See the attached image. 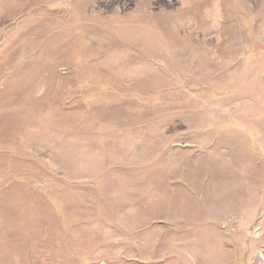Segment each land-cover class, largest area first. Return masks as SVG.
I'll return each instance as SVG.
<instances>
[{"label": "rangeland", "instance_id": "rangeland-1", "mask_svg": "<svg viewBox=\"0 0 264 264\" xmlns=\"http://www.w3.org/2000/svg\"><path fill=\"white\" fill-rule=\"evenodd\" d=\"M259 237L264 0H0V264H247Z\"/></svg>", "mask_w": 264, "mask_h": 264}, {"label": "crops", "instance_id": "crops-1", "mask_svg": "<svg viewBox=\"0 0 264 264\" xmlns=\"http://www.w3.org/2000/svg\"><path fill=\"white\" fill-rule=\"evenodd\" d=\"M231 242H234V241H231ZM250 243H251V245L253 247H255V252H252L251 251L252 255L250 254L251 257L249 258L251 260L249 262V259H248L247 264L248 263L249 264H264V251H261L260 250V245L262 243L261 238L260 237L259 238H256V239L252 238V241ZM209 252H210V254H212V253L214 254L215 251H212L210 249ZM229 264H233V261L229 260Z\"/></svg>", "mask_w": 264, "mask_h": 264}, {"label": "built area", "instance_id": "built-area-1", "mask_svg": "<svg viewBox=\"0 0 264 264\" xmlns=\"http://www.w3.org/2000/svg\"><path fill=\"white\" fill-rule=\"evenodd\" d=\"M223 225L225 226V224L223 223Z\"/></svg>", "mask_w": 264, "mask_h": 264}]
</instances>
